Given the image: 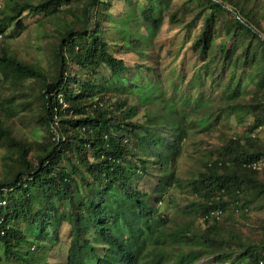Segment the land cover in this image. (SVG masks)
I'll list each match as a JSON object with an SVG mask.
<instances>
[{
	"label": "trees",
	"instance_id": "obj_1",
	"mask_svg": "<svg viewBox=\"0 0 264 264\" xmlns=\"http://www.w3.org/2000/svg\"><path fill=\"white\" fill-rule=\"evenodd\" d=\"M159 1L168 9L172 0ZM111 4L3 0L0 6V146L7 150L0 177V264H49L44 252L58 243L62 228L69 230L70 241L63 264H206L200 262L205 256H213V264H264V245L222 223L227 212L244 216L264 203V168L249 167L264 160V144L256 135L264 126V0H187L188 21L186 14L171 13V22L183 23L187 33L199 26L190 45L201 62L199 88L196 97L184 99L196 110L191 114L210 130V118L217 114L203 97L209 80L207 88L219 90L216 110L233 114L238 125L249 121L250 132L226 137L201 161L189 185L193 199L179 219L163 205L169 190L181 185L177 161L191 114L162 89L154 92L152 76L142 81L146 70L134 73L135 85L128 88L140 93V103L153 105L145 123L136 120L140 106L106 96L110 84L115 89L116 82L131 81L130 67L111 45L119 40L121 48L147 54L148 36L161 26L156 0H147L135 16L127 13L114 42L105 32ZM26 15L52 25L50 32H40L48 39L39 46L48 67L22 57L8 41L28 28ZM139 20L146 34L129 25ZM101 67L111 72L109 84L78 72L97 74ZM16 100L20 111L13 108ZM22 110L43 130L32 142L13 127L11 118ZM133 138L150 146L155 158L137 156L129 143ZM148 162L161 170L151 191L137 185ZM214 209L223 215L210 220L207 213ZM187 214H193L190 220ZM196 220L203 225L198 231Z\"/></svg>",
	"mask_w": 264,
	"mask_h": 264
},
{
	"label": "rangeland",
	"instance_id": "obj_2",
	"mask_svg": "<svg viewBox=\"0 0 264 264\" xmlns=\"http://www.w3.org/2000/svg\"><path fill=\"white\" fill-rule=\"evenodd\" d=\"M104 1L112 2L110 8L111 18L110 20L106 19L107 29L105 31L111 42H114V39L118 34L120 35L122 27L121 21L124 19L126 14L130 13L132 16H135L139 13L140 7H146L147 5V0ZM186 1L187 0H172L170 7L166 9L163 2L156 0L157 14L161 17V26L152 36H148L149 46L147 48V54L141 55L129 48H121V42L119 40L117 42L118 44L114 45V42L113 46L111 45L113 51H116L118 56L124 58L126 64L130 67L128 77L131 78V81L127 83L124 80L118 81L116 82L118 87L115 89H113L112 84H110V88L107 89L108 94L106 96L113 97V101L118 98H127L130 104L140 106L141 110L136 120H139L142 123L146 122L147 110H150L153 105H144L140 103V93L131 92L128 88L135 85V83L132 82L134 73L143 75V70H146V73H144V79L142 81H144L147 76H152L158 89V91L155 90L154 92H160L162 89L168 100L174 98L177 101V107L180 110L185 109L186 113L189 114L196 111L192 110L190 105H186L184 103V99H186L188 95L196 97L197 89L199 88L198 70L201 68V62L196 59L190 48L192 39L199 31V26L193 29L190 33H187L183 23H172L170 19L171 13H178L179 17H182V14H186L187 21L190 19L191 15L183 9V5ZM2 4L3 0H0V6ZM136 10L137 13L135 12ZM39 20H41L40 16L26 15L25 22L28 28L20 34H14L12 37L10 36L8 41L13 48L18 50L22 57L40 61L48 67V63L45 60L42 50L39 49V46L42 43L47 42L48 39L44 37L40 38V32L43 30L50 32L52 30V25L49 21L41 24L38 22ZM129 25L133 29L134 33L136 30H139L146 34V27L144 26V22L142 20L129 21ZM12 28L13 26H11L10 30ZM145 65H150L156 69L150 72L147 70ZM76 70L77 68H75V71ZM78 72L83 79L87 77L98 83H101L104 80L106 83H110L111 72L107 67H101L97 74H92L91 72L83 70H78ZM156 72L158 76H154ZM136 74L134 76H136ZM174 83H177L178 88L174 87ZM208 84L209 80H206L204 83L205 88L203 97L206 100H211L207 103L206 107H209L210 111H215L219 116H211L209 122L211 123L210 130L205 128L208 123L200 124L199 121L195 120L193 114L186 118L185 122L189 135L186 143L184 144V152L177 161V175L181 178V185H174L169 190L168 196L166 197L167 201H165L163 205L164 209H166L170 214L173 213L172 216L178 217V219L179 215H185L181 212L187 211L186 208L193 199L189 185L193 176L201 168V161L210 156L211 153H213L215 146L219 145L220 142L222 143L226 137L233 136L235 133L240 135L250 133L248 132L249 121L245 124L238 125L236 124V118L233 114L230 115L226 110H216L219 108L215 105L216 103L214 101H218L216 96H218L219 90L212 92L210 88H207ZM123 85H126L127 88L121 90L119 87H122ZM122 91L126 92L122 93ZM13 108L18 111L22 109L18 100L14 103ZM11 119L14 123L13 127L15 128L18 137L30 142L34 139L40 138L43 130L39 127H34L35 122L33 117L28 115L25 110H22L17 116ZM142 134H144V132ZM163 135L165 138L169 136L166 131ZM256 135L260 137L261 144H264V126L256 132ZM155 140L158 141V137H155ZM129 143H131L132 146H135L134 149L137 150V156L145 158L151 156L153 158L154 150L150 146H146L143 142H138L135 138L131 139ZM6 151L7 150L5 148L0 146V177L3 173L2 158ZM148 166L149 169L146 173L139 172L138 176L140 177L137 185L141 189L151 191L159 181L161 170L158 165H155L152 162H148ZM257 208L258 209L256 211L250 212L244 216L241 215V212H227L222 223L225 225H234L237 229L236 231L241 232L244 238L258 242L259 245H264V203L261 205L258 204ZM192 216L193 214H187L185 216V220H190ZM200 227L203 228L202 222L200 220H196L195 231H198ZM68 232L69 230L62 228L58 243H54L53 245L50 244L48 246V248L50 247V250L47 253L44 252L45 258L49 264L66 263V250L68 249L70 242ZM261 241L263 243H261ZM1 249L0 245V250ZM15 258L16 257H7L6 259L11 263H15ZM211 258H213V256H205L200 262L213 264L211 263ZM87 264L91 263L88 262Z\"/></svg>",
	"mask_w": 264,
	"mask_h": 264
},
{
	"label": "built area",
	"instance_id": "obj_3",
	"mask_svg": "<svg viewBox=\"0 0 264 264\" xmlns=\"http://www.w3.org/2000/svg\"><path fill=\"white\" fill-rule=\"evenodd\" d=\"M67 104H64L66 106ZM249 167H251L254 170H259L264 168V160H258V161H253L249 163ZM223 215V211L221 209H214L211 210L209 213H207V218L210 220L213 219H220Z\"/></svg>",
	"mask_w": 264,
	"mask_h": 264
}]
</instances>
